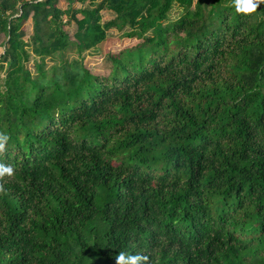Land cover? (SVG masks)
Instances as JSON below:
<instances>
[{
	"label": "trees",
	"instance_id": "1",
	"mask_svg": "<svg viewBox=\"0 0 264 264\" xmlns=\"http://www.w3.org/2000/svg\"><path fill=\"white\" fill-rule=\"evenodd\" d=\"M86 1L0 0V264H264V4Z\"/></svg>",
	"mask_w": 264,
	"mask_h": 264
},
{
	"label": "rangeland",
	"instance_id": "2",
	"mask_svg": "<svg viewBox=\"0 0 264 264\" xmlns=\"http://www.w3.org/2000/svg\"><path fill=\"white\" fill-rule=\"evenodd\" d=\"M195 1L196 0H194V2ZM100 2H101V0H96L95 3H92L88 0L83 4L76 3V4L72 5V8L75 10H77V9L83 10L85 8L93 9L94 8L93 4H95V6H97ZM59 7L62 8L63 10H66L68 7V4L64 1H61L59 3ZM178 15H179V10H178V8L175 7L170 14V18L172 20H174L178 17ZM77 18L81 19V16L77 15ZM65 29L69 34H71L70 38L73 41V35L72 34L76 30L75 24L71 23L69 28H65ZM23 30L25 32H24V35L22 37V40L24 43L27 44L26 50H27V53L30 55V60H31V62H29V67H30L33 64L32 60L37 59L36 56L34 55L36 47H35V44L31 40V38L33 36V29H32V23L30 20L25 23ZM110 36H111V39L108 40L105 47H104V44H105L104 43L103 45L98 47V49H96L95 51H90V52H87L84 55H82L83 65L85 67L90 68V69H95L96 66L98 65V62H99V56H100L99 54L100 53L107 52L108 50L116 51L117 49H119V46L123 47V46L130 44L128 40H122V41L117 40L116 35H110ZM4 41H5V38H4V36L1 35L0 36V46H1L0 47V54L2 53V47H3L2 44ZM77 57L78 56H77V53L75 52L74 47L64 52V59L74 61L75 59H77ZM50 65H51V63H48V66H50ZM4 78H5V75L3 73H1L0 74V81L4 80Z\"/></svg>",
	"mask_w": 264,
	"mask_h": 264
},
{
	"label": "clouds",
	"instance_id": "3",
	"mask_svg": "<svg viewBox=\"0 0 264 264\" xmlns=\"http://www.w3.org/2000/svg\"><path fill=\"white\" fill-rule=\"evenodd\" d=\"M235 11L237 13H255L257 8L264 4V0H233ZM10 137L3 132H0V153L6 150ZM15 174V167L11 163L0 162V194H7L5 188V177H12ZM117 264H149V256L143 253L129 254L125 251H120L116 256Z\"/></svg>",
	"mask_w": 264,
	"mask_h": 264
}]
</instances>
